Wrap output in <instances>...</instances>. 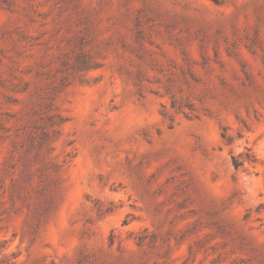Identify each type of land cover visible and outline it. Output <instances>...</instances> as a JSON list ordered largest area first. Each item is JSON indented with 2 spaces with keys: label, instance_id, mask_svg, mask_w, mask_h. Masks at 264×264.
<instances>
[{
  "label": "rangeland",
  "instance_id": "1",
  "mask_svg": "<svg viewBox=\"0 0 264 264\" xmlns=\"http://www.w3.org/2000/svg\"><path fill=\"white\" fill-rule=\"evenodd\" d=\"M0 264H264V0H0Z\"/></svg>",
  "mask_w": 264,
  "mask_h": 264
}]
</instances>
